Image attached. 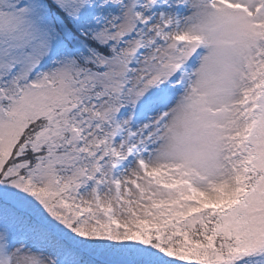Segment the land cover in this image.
Listing matches in <instances>:
<instances>
[{
  "label": "snow or ice",
  "instance_id": "1",
  "mask_svg": "<svg viewBox=\"0 0 264 264\" xmlns=\"http://www.w3.org/2000/svg\"><path fill=\"white\" fill-rule=\"evenodd\" d=\"M0 264H264V0H0Z\"/></svg>",
  "mask_w": 264,
  "mask_h": 264
}]
</instances>
